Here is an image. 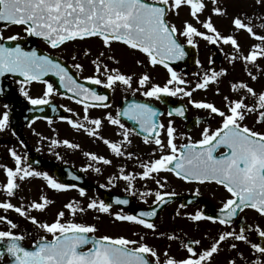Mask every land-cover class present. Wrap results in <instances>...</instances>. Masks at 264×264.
<instances>
[{
    "label": "snow or ice",
    "instance_id": "1",
    "mask_svg": "<svg viewBox=\"0 0 264 264\" xmlns=\"http://www.w3.org/2000/svg\"><path fill=\"white\" fill-rule=\"evenodd\" d=\"M258 3L261 0H257ZM213 5L217 0H212ZM181 6H188L190 15L202 23L203 28L209 34L198 31L196 27L185 21L183 30H178L171 24L167 16L170 12L178 15ZM206 5L203 0H0V78L19 77L15 83L19 85V92L33 106L47 105L50 103L48 97L53 94V85L44 78L49 74L57 76L60 84L74 97H78L77 103H82L84 108V120L94 127L87 128L84 124L71 119L67 123L74 129H83L89 136H98V130L102 125L100 119L88 120V109L93 106L107 107L103 103L108 100L105 95H99L92 88L86 87L69 73L61 63L52 59L48 55H40L36 50H25L19 43L22 39L19 33L5 36L4 29L8 26L20 28L26 37L41 38L52 49L88 37H99L106 47L111 46V42H119L130 49L138 50L145 54L151 66L162 65L168 72L169 78L163 86L152 84L146 88L150 82V76L142 75L138 80L140 89H145L142 95L163 102V97H188L189 103L197 109L207 110L210 116L221 118L220 126L211 129L203 128L201 138L193 140L191 136L180 138L186 142L177 144L176 128L173 121L169 120L167 126L157 118L163 115L161 111L148 103H132L123 112H118L114 118L107 116V120L112 125H117L122 131L121 143H113L103 139L116 156H123L121 150L122 143H130L129 135L131 129L121 123L119 117L125 116L128 120L134 121L140 129V133L145 134L143 140L145 144L154 143L155 150H159L160 156L148 163L140 166L143 171L139 174L142 180H154L159 188L163 189L167 183V178H158L159 173H173L175 177L185 182H196L198 184L215 183L221 186L228 197L222 202L219 209V216L205 215L202 211H197L188 218L192 221L209 220L213 223L230 226L238 212L244 209L255 210L260 216H264V131H256L244 124L249 114H255L256 123L264 124V92L257 93L245 83H234L231 85L233 91L245 90L246 94L255 98L252 105L246 104L245 97L238 100H231L225 96V107L227 111L221 110L213 103L192 100V91L187 89L188 81L180 76L171 66L172 62L183 60L187 53L184 46L179 42L178 37L186 38L187 44L196 47L193 37H202L210 44H217L222 41L224 44H231L238 54L240 46L237 40L229 35L222 36L211 22V17L201 22L199 13H202ZM216 15H223L219 7H214ZM233 25L238 30H245L259 44L253 45L248 55L239 56L246 64H255L258 57H264V36L257 35L250 24L244 23L240 18L233 20ZM264 27V25H262ZM88 55V52H85ZM103 55V53H101ZM111 58V57H110ZM237 55H233L231 60H236ZM139 63V61H138ZM97 75L87 77L89 83L103 85L112 89L119 82L131 88L132 77L120 73L118 70H109L103 66L106 80L99 78L102 65L98 60H94ZM199 64V61H197ZM78 70H82V65H74ZM222 72L211 71L205 73L202 80L195 85V89L206 90L210 83H217ZM252 80L256 76L251 71L248 72ZM34 82L46 85L42 97L33 98L29 95L28 88ZM5 89L0 85V95ZM219 90L217 89V93ZM99 102L89 104L87 101ZM4 111L0 114V130L8 127L9 111L8 105H4ZM183 107H176L168 111L169 117L174 114L183 117L185 115ZM162 132L166 133V142L161 139ZM58 141L53 140L56 145ZM63 143L70 148H77L78 145L65 140ZM223 149V151H221ZM155 150L153 154H155ZM11 156L15 161V168L4 167L7 182L3 185V191L8 196H13L19 187L17 179L24 180L29 177H42L47 181L50 188L57 191H66L75 185H66L57 182L47 173L32 170L30 166H25L22 157L15 151H11ZM91 160L101 161L110 164L111 161L95 154L86 153ZM131 158L132 153H127ZM99 172L100 169L96 168ZM123 172V169H121ZM74 180L78 177L73 176ZM119 179L127 182L126 191L133 188L134 174L121 175ZM117 177L109 179L111 184ZM101 187H105L101 185ZM80 196H85L83 188L79 189ZM135 194V193H132ZM195 195H200L197 190ZM141 197L155 196L154 203L157 205L166 204L176 195L175 192L150 191L140 194ZM167 197V199H166ZM41 202H33L30 209L44 211L47 205L52 203L47 197L41 196ZM145 202H147L145 200ZM116 203L127 205V199H116ZM73 219L64 221L65 212L60 211L52 223H41L35 217L30 216L24 207H17L10 202L0 203V209L5 211L13 210L21 217L40 228L44 233L34 239L31 247H25L23 234H16L11 230L0 231V261L4 256L9 257L8 264H161L160 256L155 249L146 243L137 240H130L125 237L101 236L94 237L90 234L97 232L95 225L75 222L76 214L84 213L86 210H95L100 213L114 215L116 221L131 222L155 232L156 225L146 218L155 217V209L151 211H141L139 215L111 213V204L103 200H91L86 208L81 207L75 201L64 205ZM181 208L185 205H181ZM179 214V212H177ZM0 222L6 223L10 229H16L18 225L6 216H0ZM252 230L250 226H242L239 232L235 230L222 232L210 248L197 252L191 245L185 244L183 247L189 254L186 258L177 260L168 256L163 264H211L212 257L220 251L223 242L232 239L249 244L255 253L264 256V244L253 243L245 235V231ZM257 235L264 240V229L259 226L255 228ZM163 235V234H162ZM175 240V235L168 237ZM143 237H141V241ZM192 244L199 245L200 241H192ZM235 249V243L230 245ZM242 255V254H241ZM229 264H236L234 260ZM254 264H262L258 259Z\"/></svg>",
    "mask_w": 264,
    "mask_h": 264
},
{
    "label": "flooded vegetation",
    "instance_id": "2",
    "mask_svg": "<svg viewBox=\"0 0 264 264\" xmlns=\"http://www.w3.org/2000/svg\"><path fill=\"white\" fill-rule=\"evenodd\" d=\"M203 2L206 7L202 13L198 14L199 20L203 22L211 17L212 24L222 36L231 35L237 40L240 52L237 54L231 44H224L222 41L210 44L202 37H193L196 47H192L187 44L186 38L180 36L178 37L179 42L188 48L189 62L192 64L187 69L178 61L171 63V66L189 82L187 89L192 91V100L213 103L224 111H227L225 96L231 100L245 97L244 102L252 105L255 103V98L247 95L242 89L233 91L231 85L242 82L248 84L257 93L264 92V57H258L255 64H246L243 59L239 58L241 55H248L252 46L259 44L260 41L255 40L245 30L236 29L233 20L237 17L240 18L244 23L250 24L257 35L264 36V27H262L264 25V0H261L260 3L257 0H217L215 5L212 0H203ZM214 7L221 8L224 14L216 15L213 12ZM167 19L178 30H183L185 21H187L198 31L211 34L203 28L202 23H198L190 15L188 6H181L178 9V15L170 12ZM0 28H3L2 24H0ZM15 33L21 35L22 39L19 43L25 50H36L40 55L50 56L68 68L69 73L78 83L92 88L99 95L107 96L108 100L103 103L108 106L89 107L88 120L100 119L102 121L98 136H89L83 129H74L67 123V120L71 119L84 124L87 128L94 127L84 120L83 104L76 102L79 98L74 97L71 92L63 88L57 76L49 74L44 78L53 85L54 91L48 97L50 103L40 106L31 105L21 95L19 85L15 83L19 77L0 78V85L5 89L4 93L0 95V114L5 110V104L8 105L7 110L9 111L8 127L0 130V166L15 168V161L10 154L11 151H15L22 157L25 166H30L32 170L47 173L59 183L75 185L66 191H57L50 188L42 177H29L24 180L17 179L19 187L13 196H8L3 191V185L7 182L6 173L4 167H0V203L10 202L14 206L24 207L30 216L35 217L41 223L54 222L60 211L65 212L62 222L73 219L69 210L64 207L73 201L86 208L93 199L103 200L112 205L111 213L113 214L122 212L139 215L141 211L155 209L157 215L146 218L156 225L155 232L135 223L116 221L114 215L95 210L78 212L74 219L77 223L95 225L97 232L90 234L94 237L105 235L113 238L125 237L148 244L159 254L161 264L166 259L165 252L177 260L184 259L189 254L183 245L189 244L197 252H201L210 248L222 232L232 230L239 232L242 226H250L252 229L249 231L246 228L245 231L249 240L253 243L264 244V240H261L255 231L257 226L264 229V216H260L255 210L244 209L242 212H238L230 226L221 225L218 222L213 223L209 220L192 221L188 218L197 211L218 217L222 202L228 197V193L221 186L215 183H189L178 179L173 173L165 172L159 173L158 177L167 178L163 189L159 188L154 180L140 179L139 174L143 171L140 165L158 159L160 152L155 150L154 143H144L143 136L145 134L140 133L139 126L134 121L128 120L122 115L119 117L121 123L132 130L129 135L131 142L121 144V150L125 155L116 156L103 143V139L113 143L123 141V137L120 135L122 130L117 125L110 124L107 116L110 114L115 118L118 112H123L132 103H148L161 111L163 115L158 116L157 119L165 126L169 120H172L177 135L175 142L178 145L186 142L180 138L181 134L198 140L201 138L203 128L215 129L220 126V117L210 116L207 110L193 107L189 103L188 97H163V102H161L144 97L142 92L145 89L137 90L139 88L138 80L144 74L151 78L146 88L151 87L152 84L163 86L169 78V74L162 65L151 66L145 54L130 49L119 42L113 41L110 47H106L99 37L77 39L52 49L41 38L26 37L20 28L8 26L4 29L5 36ZM86 51L88 55H85ZM233 55L238 56L234 61L231 60ZM94 60H98L102 65L99 74L102 81L106 80L103 66H107L109 70L115 69L122 74L131 76V88L119 82L112 89L105 88L102 84L89 83L86 78L97 75L93 64ZM76 64L82 65V70L75 68ZM211 71H223L226 74L220 75L217 78L218 82L210 83L206 90L195 89V85L202 80L204 74H211ZM249 71L257 77L256 80L249 77ZM223 84L230 86L226 87ZM45 89V84L34 82L29 86L28 91L33 98H39L43 96ZM87 103L98 104L99 102L89 100ZM176 107H183L186 110L183 117L175 114L171 117L167 115L168 111ZM244 124L256 131H264V124L256 123L255 114H249ZM15 126L22 127L21 134L14 131L13 127ZM161 139L166 142V133L162 132ZM53 140L58 143L53 145ZM65 140L78 145V147L66 146L63 143ZM154 150L155 154H153ZM86 153L102 156L110 160L111 163L104 164L98 160H91ZM127 153H132L131 158ZM96 168H99L100 171H95ZM128 174L136 176L132 182L131 191H126L127 182L118 178ZM73 176L78 179L74 180ZM112 177H117V179H114L110 184L109 179ZM101 185L105 187H101ZM80 188L85 190V196H80ZM197 190L200 193L198 196L194 194ZM147 191L152 193L156 191L175 192L176 195L168 203L157 205L154 203V195L141 197L140 194ZM41 196L47 197L52 203L47 205L44 211L30 209L31 203L41 202ZM117 198L127 199L129 203L127 205L117 204ZM182 204L185 207L181 208ZM0 216H6L18 225L16 229H10L6 223L0 222V231L11 230L16 234H23L25 240L22 243L25 247H31L33 240L38 239L41 235L51 239L50 235L13 210L0 209ZM172 235H175L177 239L170 240L168 237ZM141 237H143L142 241ZM195 240H199L200 244H192V241ZM233 243L237 245L235 249L230 247ZM258 259L264 264V256L255 253L249 244L229 239L221 244L220 251L214 254L211 264H229L231 260H234L236 264H254ZM8 262L9 257L5 255L0 264H8Z\"/></svg>",
    "mask_w": 264,
    "mask_h": 264
},
{
    "label": "water",
    "instance_id": "3",
    "mask_svg": "<svg viewBox=\"0 0 264 264\" xmlns=\"http://www.w3.org/2000/svg\"><path fill=\"white\" fill-rule=\"evenodd\" d=\"M185 51H186V53H187L186 57H185L182 61H181V60L178 61V63H179L180 65H182L183 67H189V66H190V62H189V56H190V54H189L187 48H185ZM175 62H176V61H175ZM172 63H174V62H172ZM191 64H192V63H191ZM13 129H14V131H15L16 133L21 134V132H22V127L17 128V127L15 126V127H13Z\"/></svg>",
    "mask_w": 264,
    "mask_h": 264
},
{
    "label": "rangeland",
    "instance_id": "4",
    "mask_svg": "<svg viewBox=\"0 0 264 264\" xmlns=\"http://www.w3.org/2000/svg\"><path fill=\"white\" fill-rule=\"evenodd\" d=\"M223 86H226V87H228V86H230V85H224V84H223Z\"/></svg>",
    "mask_w": 264,
    "mask_h": 264
}]
</instances>
